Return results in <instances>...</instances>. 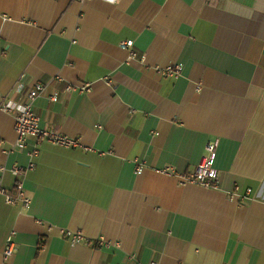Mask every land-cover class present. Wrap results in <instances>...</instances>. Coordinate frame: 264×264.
I'll use <instances>...</instances> for the list:
<instances>
[{
  "label": "crops",
  "instance_id": "crops-1",
  "mask_svg": "<svg viewBox=\"0 0 264 264\" xmlns=\"http://www.w3.org/2000/svg\"><path fill=\"white\" fill-rule=\"evenodd\" d=\"M37 82L59 93L36 100L40 127L81 147L8 154L1 105ZM209 142L217 187L181 185ZM1 167L32 203L0 194V264H264V0H0Z\"/></svg>",
  "mask_w": 264,
  "mask_h": 264
},
{
  "label": "built area",
  "instance_id": "built-area-1",
  "mask_svg": "<svg viewBox=\"0 0 264 264\" xmlns=\"http://www.w3.org/2000/svg\"><path fill=\"white\" fill-rule=\"evenodd\" d=\"M79 2H87L90 0H78ZM110 4H116L120 0H102ZM122 47L130 53V57L134 58L137 56V53L134 51V43L132 41H125L122 43ZM165 75H178L180 74V69L176 66L168 67L163 70ZM24 86L20 87V91ZM73 87L69 86L67 92H69ZM90 85L85 84L81 85V91H89ZM48 84L37 82L30 87L29 91L25 95V100L21 103L14 102L8 97L4 100L1 105V111L13 115L15 119V131L17 135V140L14 144V147L11 151H8V154H11L15 149H21L24 147L27 139L29 137H34L37 141V144L42 142H49L54 145H60L66 148H77L81 147L78 138L69 137L55 131L43 129L40 127L39 119L35 115L34 105L37 99L41 97L48 96L50 101H57L59 93L55 92L52 95H48ZM34 155L38 154V150L35 149L33 152ZM217 158V146L214 143L209 142L205 147V153L202 161L197 165L195 171L191 174L182 175L180 177L181 185H197L204 188H213L218 185L219 172L215 169L214 164ZM33 165H31V168ZM1 177H0V194L5 196V201L9 205L21 204L25 208H29L32 203V198L25 191L23 184L18 181L16 186V191L14 193L6 192L2 189L1 179L6 171L5 167L0 168ZM15 177H20L25 174L26 169L21 166H15L11 169ZM137 174L143 173V167L139 166L136 169ZM159 173L164 175H174L175 171L172 168L165 167L158 170ZM14 235H11L7 239V246L3 253L4 259L6 261L11 260L15 253V241ZM64 236L71 242L73 246L82 243L85 238L81 233H74L72 231H64Z\"/></svg>",
  "mask_w": 264,
  "mask_h": 264
}]
</instances>
